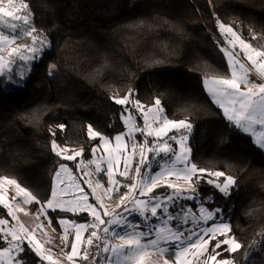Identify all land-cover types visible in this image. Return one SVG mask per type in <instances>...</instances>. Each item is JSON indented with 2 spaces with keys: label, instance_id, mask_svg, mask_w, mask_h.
<instances>
[{
  "label": "trees",
  "instance_id": "16d2710c",
  "mask_svg": "<svg viewBox=\"0 0 264 264\" xmlns=\"http://www.w3.org/2000/svg\"><path fill=\"white\" fill-rule=\"evenodd\" d=\"M28 3L34 26L50 40L51 49L32 64L24 89L5 91L0 84V177L7 175L39 199L48 198L52 174L57 163L64 162L52 154L49 130L56 132L58 144L84 148L83 157L90 159L89 149L100 140L88 137L87 125L109 137L124 132L122 106L110 97L120 98L133 89L146 107L159 98L170 119L193 125L192 162L236 179L227 198L203 180L198 194L203 201L215 198L205 204L223 209L232 233L244 245L224 258L235 264H264V151L254 146L248 134L229 125L202 83L205 76L231 75L214 43L223 41L213 11L242 38L253 30L251 42L264 50V0ZM53 63L55 70L50 69ZM137 122L142 126L139 117ZM59 124L66 128L60 131ZM73 163L68 162L71 167ZM118 180L121 186L112 197L115 200L127 191L122 185L131 178L118 176ZM30 209L35 212L37 207L33 204ZM0 218H6L2 207ZM53 225L59 228L55 220ZM26 259L37 264L32 254Z\"/></svg>",
  "mask_w": 264,
  "mask_h": 264
},
{
  "label": "snow or ice",
  "instance_id": "6c2138e0",
  "mask_svg": "<svg viewBox=\"0 0 264 264\" xmlns=\"http://www.w3.org/2000/svg\"><path fill=\"white\" fill-rule=\"evenodd\" d=\"M32 16L30 4L25 0L18 3L0 0V77L22 82L28 65L38 63L46 50L51 49L48 38L38 33ZM213 16L223 41L214 43L225 56L231 75L202 77L205 92L210 101L222 110L229 125L248 134L253 138L254 146L264 151V82L256 83L249 76L254 71L264 81V50L251 42L256 35L253 30H250L249 37L242 38L231 24L221 22L214 11ZM26 37L31 39V44L11 47L15 41ZM241 55L249 63L241 60ZM50 69L55 70L56 65L51 64ZM51 70L50 76L53 75ZM135 96L136 90L129 89L120 98L110 97L115 104L122 106L120 120L127 129L114 136L115 148L109 147L112 138L88 124V137L93 141L99 138L100 143L89 149L93 159H80L78 163H73V167H69L68 162H76L78 157H82L84 148L67 154L57 143L56 132L49 130L53 137L50 142L52 154L64 162L57 163L56 171L52 174L48 198L41 200L16 179H9L7 175L0 177V207L6 210V218H0V264H28L26 258L29 254L37 258V264H52V256L47 253L53 248L65 256L70 264H77V261L97 264V257H101L100 264H143L149 250H155L158 254L155 264H172L163 258L166 255L173 256L176 264H193V260L195 264H234V260L224 258V254L231 257L244 245L232 233L230 222H225L227 218L223 217V209L199 205V216L193 215V226L185 229L183 225H173L176 217L169 212V207L178 204L181 199L203 200L198 194L201 180L227 198L237 184L236 179L224 171L208 172L206 168L198 167L192 162L189 144L193 125L184 119H168L159 98L146 109ZM137 117L142 120V126L138 125ZM56 128L63 131L66 125L59 124ZM181 130L183 132L179 136L169 135ZM137 133L142 136V143L136 140ZM125 137L131 141L130 150ZM149 137L152 138L151 143ZM98 150L107 153V156L98 155ZM102 161L106 162V168L101 167ZM121 164L123 170H120ZM85 165H95V173L85 171L82 178L79 171L74 174V169L84 170ZM133 165L135 182L122 185L127 189L120 195L118 205L123 206V211L110 210L103 205L97 192V188H104V183L98 178L93 180L89 177H99L100 173H104L108 185L105 192H111L113 188L119 191L121 182L115 178L116 174L128 177ZM153 168L156 170L153 171ZM206 175L211 178H206ZM170 177H182L191 183L185 189L168 179ZM5 185L12 186V201L20 198L25 204H35L37 211L29 213L19 203H10ZM157 189L170 191L156 194ZM137 191L139 196L134 195ZM90 195L94 197V202H90ZM214 199L212 197L204 203H211ZM160 209L167 217L162 225L146 224L143 230L137 231L140 224L129 218L138 214L145 221H151L158 218ZM148 212L150 216L145 215ZM19 213H23L27 219H22ZM69 215L73 218H68ZM218 219L221 222H217ZM54 220L61 234L49 237L44 229L48 227L55 231L52 227ZM197 220L204 225H208L209 221L212 223L197 231ZM183 224H188L187 215ZM38 232L44 238L43 242L38 238ZM85 233H88L86 238ZM114 240L118 242L113 243ZM93 248L95 251H91ZM102 253L109 255L105 258ZM247 255L250 253L246 254V258Z\"/></svg>",
  "mask_w": 264,
  "mask_h": 264
},
{
  "label": "rangeland",
  "instance_id": "374dc122",
  "mask_svg": "<svg viewBox=\"0 0 264 264\" xmlns=\"http://www.w3.org/2000/svg\"><path fill=\"white\" fill-rule=\"evenodd\" d=\"M14 2H16V3H18L19 2V0H14ZM25 2H28V0H25ZM4 31H8V30H6V29H3ZM40 35H42V36H45L44 34H42V33H40V32H38ZM48 41L50 42V40L48 39ZM23 44H31V39L30 38H23V39H18L17 41H15L14 42V44L11 46V47H16L17 45H23ZM51 44V43H50ZM10 50V49H9ZM4 55H5V57L7 58V52H5L4 53ZM240 59L241 60H245V58L241 55V57H240ZM17 63L19 64L20 62H19V60H17ZM245 63H249V62H247L246 60H245ZM32 64L33 63H30L29 65H28V67L25 69V79L21 82V81H19V80H16L15 82H13L12 80H9L8 78H6V77H0V84L3 86V89L5 90V91H8V90H22V89H24V83H25V80L27 79V77H28V75H29V72H30V69H31V66H32ZM209 77H212V76H209ZM230 77V76H229ZM244 88V86L242 85V89ZM144 105V104H143ZM145 106V105H144ZM162 106V105H161ZM151 106H149V107H146L145 106V108L147 109V108H150ZM134 115H135V113H133ZM166 114V113H165ZM167 116V115H166ZM167 118L168 119H170L168 116H167ZM185 120V119H184ZM186 121V123H189L187 120H185ZM138 123V122H137ZM183 132V130H181L180 132H173V133H169V135H173V134H175V135H180L181 133ZM186 134V133H185ZM110 138H112V142H111V144H113V142H114V136L113 137H110ZM190 139V138H189ZM136 140L138 141V142H142V140H143V138H142V136L139 134V133H137L136 134ZM151 137H149V142L151 143ZM140 142V143H141ZM170 143H172L171 141H169ZM100 143V142H99ZM62 148H64L65 150H66V153L67 154H72L74 151H78L79 149H73V148H71L70 146H67V145H61V144H59ZM174 146V145H173ZM150 155V158H151V154H149ZM91 158H92V156H91ZM80 159H84L85 161L86 160H89V159H86V158H84L83 157V155H82V157H78L77 158V161H76V163H78L79 162V160ZM69 165V164H68ZM69 167H71L70 165H69ZM85 167H87V165H85ZM134 167H135V165H133V171L132 172H130V174H129V176H130V178H131V182L130 183H133V182H135V180L133 179V177H134ZM104 168H106V166H104ZM144 169H142V171H143ZM156 170V168H153V171H155ZM79 171V174H80V177L82 178L83 176H84V174H85V171L84 170H78ZM87 172H90V173H95V171H87ZM76 172L74 171V174H75ZM118 176L119 175H117V180H118ZM128 176V177H129ZM90 179H93V180H95V179H100L103 183H104V188H97V192H98V194H100V195H102V198H107V194L109 193V192H105V188H107L108 187V185H107V187H106V185H105V183L107 184V177H106V175L105 174H101L100 173V175H99V177H97V176H95V175H92V176H90L89 177ZM209 178H211V177H209ZM9 179H12V178H9ZM138 179V178H137ZM221 180V179H220ZM193 181H194V179H193ZM222 181V180H221ZM173 182V181H172ZM175 183H178V184H180V185H182L185 189H187V185L189 184V183H191V182H188V181H184V180H182V181H174ZM22 186V185H21ZM23 187V186H22ZM87 191H89L90 192V190H88V189H86ZM5 191H6V194L9 196V198H10V203H19V206L21 207V208H24L25 209V211H27V212H29V213H35L34 211H32L31 209H30V205H28V204H25V203H23L22 201H21V199L20 198H17V200L16 201H12L11 200V197H12V195L14 194L13 193V190H12V186H8V185H5ZM160 191H162V192H164V191H167L166 189H160ZM116 192V190H115V188H113V190L111 191V193H112V195L111 196H109V198H108V202H109V204L107 205V208H109L110 210L111 209H116L117 211H121V209L123 208V206H119L118 207V205H120V198L119 199H117V200H115V199H113L112 197H113V195H114V193ZM157 194V193H156ZM159 194V193H158ZM134 195H139V192L137 191ZM200 195V194H199ZM92 196L90 195V202H93L92 201ZM112 199V200H111ZM203 205V206H205V203H204V201L203 200H200V201H197V200H191V201H188V200H184V199H181L180 201H179V203L178 204H176V205H173V206H170L169 207V212L171 213V214H173L175 217H176V219L172 222L173 223V225L175 226V225H177V224H180V225H183V227L185 228V229H187L188 227H192L193 226V221H192V216L193 215H195V216H199V205ZM129 207H130V205H129ZM206 207V206H205ZM210 209V208H209ZM122 211H123V209H122ZM121 211V212H122ZM19 215H21V217H22V219H27V217H24V215H23V213H19ZM125 215H128V213H125ZM145 215H149L150 216V212H148V213H146ZM187 215V217H188V224H183V221H184V218H185V216ZM130 220H132L133 222H138L139 224H140V226L141 227H139V228H137V231H140V230H143V227L144 226H146V224H161L162 225V221L164 220V219H166L167 217H166V215L163 213V211H162V209H160V210H158V218H152V220L151 221H145L144 220V218L143 217H141L140 215H138V214H133V215H131L130 217ZM204 226H210V222H208V225H204L203 224V222L202 221H199V220H197L196 221V228H195V230H199V228L200 227H204ZM52 227H54L55 228V231H52L51 230V228H48V227H46L45 229H44V232L47 234V236H49V237H58L60 234H61V230H60V228H58V227H55L54 225L52 226ZM188 233H187V231H185V235H187ZM85 235V237H86V233L84 234ZM37 236H38V238H40L42 241H43V237H41L40 236V233L38 232L37 233ZM48 246V245H47ZM209 247H211V245L209 246ZM55 251V252H58V250L57 249H55V248H53L52 249V251ZM93 250H94V248H93ZM146 256V259H147V261H148V263L149 264H155V262L157 261V259H158V254L155 252V250H149L148 251V254H146L145 255ZM169 256V257H168ZM163 258H165V259H168L169 261H171L172 262V264H176V262H175V260H174V258L172 259V257H171V255H166L165 257H163ZM183 259V258H182ZM189 259H192V257L191 256H189ZM218 259H219V257H218ZM45 264H47V262H45ZM81 264H87V262H83V263H81ZM193 264H195V261L193 260ZM235 264V263H234Z\"/></svg>",
  "mask_w": 264,
  "mask_h": 264
},
{
  "label": "crops",
  "instance_id": "0c3cea01",
  "mask_svg": "<svg viewBox=\"0 0 264 264\" xmlns=\"http://www.w3.org/2000/svg\"><path fill=\"white\" fill-rule=\"evenodd\" d=\"M152 107V106H151ZM125 131H127V129H125ZM125 139L128 141V143H129V150H130V144H131V141L129 140V138L128 137H125ZM152 139V138H151ZM141 142V141H140ZM142 143V142H141ZM174 145V147H176V145L175 144H173ZM109 147L110 148H115V141L113 142V144H111L110 143V145H109ZM98 155H104L105 157L107 156V153H103L101 150H98ZM90 159H93V156H92V158H90ZM87 161V160H86ZM104 166H106V162H104V161H102L101 162V167L102 168H104ZM178 167H179V165H178ZM120 170H123V165L121 164V167H120ZM84 171H95V165H91V166H88L87 165V167H85V169H84ZM101 174H104V173H101ZM117 175L118 174H116V176H115V178L117 179ZM206 177H207V175H206ZM207 178H209V177H207ZM168 179H170L171 181H182L183 180V178L181 177L180 179H177L176 177H170V178H168ZM193 179H195V177H193ZM222 181H223V177H221L220 178ZM186 182V181H185ZM188 182H190V181H188ZM105 185H106V187H107V184L105 183ZM167 191H170V190H167ZM158 194V193H157ZM112 195V193L111 192H109L108 194H107V198H102V195H101V202L103 203V205L105 206V207H107V205L109 204V202H108V198H109V196H111ZM137 196H139V195H137ZM141 199H145V197H140ZM205 206L207 207V205L205 204ZM204 206V207H205ZM208 208V207H207ZM123 209V208H122ZM122 209H121V211H122ZM210 222V225H211V223H212V221H209ZM217 222H221L219 219L217 220ZM226 222V221H225ZM70 240H71V237H70ZM43 242V241H42ZM113 243H115V242H118V241H112ZM45 247L47 248L48 246L47 245H45ZM47 254H49V255H51L52 256V264H70V262H68L67 261V259H66V257L65 256H63V255H61V254H59L58 252H55L54 250L53 251H51L50 253H47ZM108 255L109 254H107V256H106V258L108 257ZM169 257V256H168ZM81 263H83V262H80V261H77V264H81ZM143 264H149L148 263V261H147V259H146V256L143 258Z\"/></svg>",
  "mask_w": 264,
  "mask_h": 264
},
{
  "label": "built area",
  "instance_id": "2783aa9c",
  "mask_svg": "<svg viewBox=\"0 0 264 264\" xmlns=\"http://www.w3.org/2000/svg\"><path fill=\"white\" fill-rule=\"evenodd\" d=\"M249 76H250V79H251L252 81L256 82V83L264 82V81H262V80L257 76V74H256L254 71H253L252 73H250ZM91 251H95V249H94V250L91 249ZM101 255H102L103 257H105V258H106V256H107V254H104V253H102ZM100 261H101V257H97V264H100Z\"/></svg>",
  "mask_w": 264,
  "mask_h": 264
}]
</instances>
